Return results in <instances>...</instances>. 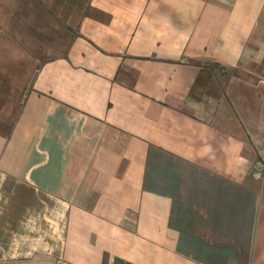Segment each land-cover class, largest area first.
Segmentation results:
<instances>
[{
	"label": "crops",
	"instance_id": "obj_1",
	"mask_svg": "<svg viewBox=\"0 0 264 264\" xmlns=\"http://www.w3.org/2000/svg\"><path fill=\"white\" fill-rule=\"evenodd\" d=\"M0 264H264V0H0Z\"/></svg>",
	"mask_w": 264,
	"mask_h": 264
}]
</instances>
